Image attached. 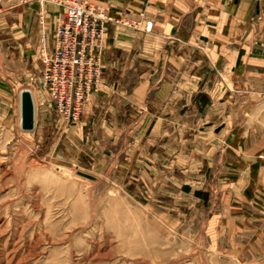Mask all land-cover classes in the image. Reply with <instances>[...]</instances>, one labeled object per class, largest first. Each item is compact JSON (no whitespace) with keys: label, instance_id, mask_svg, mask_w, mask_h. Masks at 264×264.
Masks as SVG:
<instances>
[{"label":"rangeland","instance_id":"1","mask_svg":"<svg viewBox=\"0 0 264 264\" xmlns=\"http://www.w3.org/2000/svg\"><path fill=\"white\" fill-rule=\"evenodd\" d=\"M39 7L0 4V264H264V38L181 71L109 64L103 44L70 122L39 81ZM47 7L50 32L63 10Z\"/></svg>","mask_w":264,"mask_h":264},{"label":"crops","instance_id":"2","mask_svg":"<svg viewBox=\"0 0 264 264\" xmlns=\"http://www.w3.org/2000/svg\"><path fill=\"white\" fill-rule=\"evenodd\" d=\"M90 1L105 7L112 19L123 20L107 22L103 44L104 59L109 64L118 51L130 59L139 55L142 60H168L177 71H181L179 62H201L206 55L210 59L209 53L222 61H227L229 55L234 63L245 47L254 49L255 45L258 51L264 38V0ZM126 20H136L141 26L152 22V30L130 27L124 23Z\"/></svg>","mask_w":264,"mask_h":264},{"label":"built area","instance_id":"3","mask_svg":"<svg viewBox=\"0 0 264 264\" xmlns=\"http://www.w3.org/2000/svg\"><path fill=\"white\" fill-rule=\"evenodd\" d=\"M3 2L39 4V52L43 62L39 81L62 116L70 122L78 121L100 81L107 22L123 20H113L105 7L89 0H0V4ZM49 4L63 10V17L50 32L45 25ZM124 23L139 25L136 21Z\"/></svg>","mask_w":264,"mask_h":264},{"label":"water","instance_id":"4","mask_svg":"<svg viewBox=\"0 0 264 264\" xmlns=\"http://www.w3.org/2000/svg\"><path fill=\"white\" fill-rule=\"evenodd\" d=\"M21 127L23 130H32L34 128L35 107L29 90H23L21 93Z\"/></svg>","mask_w":264,"mask_h":264}]
</instances>
